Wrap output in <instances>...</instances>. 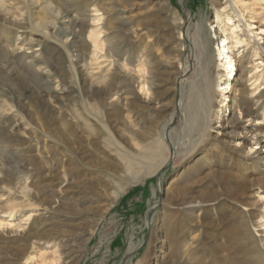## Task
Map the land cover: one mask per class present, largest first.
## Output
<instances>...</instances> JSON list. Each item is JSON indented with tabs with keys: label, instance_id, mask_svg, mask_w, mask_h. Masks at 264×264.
<instances>
[{
	"label": "rangeland",
	"instance_id": "1",
	"mask_svg": "<svg viewBox=\"0 0 264 264\" xmlns=\"http://www.w3.org/2000/svg\"><path fill=\"white\" fill-rule=\"evenodd\" d=\"M0 11L18 18L22 28L0 15V114L7 120L0 129V264L65 262L61 243L52 239L31 240L26 257L10 261L25 243L18 241L49 215L48 206L58 210L57 218L81 224L91 234L74 264H163L175 245L181 246L179 255L195 251L206 262L208 252L221 244L234 249L244 235L250 239L247 258L264 264V97L258 99L264 94V0H0ZM70 13L87 25L85 82L72 36L55 16L68 21ZM172 21L177 26L171 27ZM57 27L62 31L56 32ZM214 31L227 39L229 49L224 50L236 66L230 75L225 71L227 90L221 75L228 52L219 56L221 40L214 39L220 49L207 46ZM29 37H42L48 78L68 90L62 99L45 95L40 102L38 94L30 93L24 100L15 98L17 84H32L35 76L8 50L21 49L22 55ZM207 59L211 68L205 77ZM172 72L184 73L179 85L167 82L176 79ZM131 80L124 92H117L121 82ZM107 84H112L106 98L114 107L110 115L92 96ZM241 96L252 115H245ZM44 110L51 112L47 118ZM48 120L55 125L51 135ZM85 122L97 124L112 140V149L132 159H139L144 144L157 140L156 158L143 161L135 179L129 176V185L127 179L105 182ZM10 131L14 134L7 138ZM79 135L90 156L76 152V145L68 149ZM29 160L45 169L39 178L28 171L32 166H23ZM98 183L104 187L94 208L91 187ZM119 186L124 190L108 207ZM50 190L59 205L34 197ZM92 219L100 220L91 225ZM243 222L241 237H233L234 227ZM131 246L136 248L125 258ZM228 252L210 261L228 260Z\"/></svg>",
	"mask_w": 264,
	"mask_h": 264
},
{
	"label": "bare ground",
	"instance_id": "2",
	"mask_svg": "<svg viewBox=\"0 0 264 264\" xmlns=\"http://www.w3.org/2000/svg\"><path fill=\"white\" fill-rule=\"evenodd\" d=\"M40 10H42V8L38 7V12ZM66 13H67V10L64 11L63 14H66ZM7 14L8 13H3L2 11H0V15L4 18L5 21L9 23V25L17 29H22L20 27L21 22H19V19L15 17H11ZM55 16L60 17L58 22L63 27H65L64 32L67 31L72 36V48L74 49V52H75L74 57H75V61L77 64V69L79 73L83 75V82H85L86 77L84 80V75H86L87 69L90 65L88 62V54H87L88 44H86V42L83 39L85 29L87 28L86 22L83 17L79 15H75V14L71 15V13H70L71 18L68 21L64 20L65 18H63L62 16H59L58 14H55ZM211 23H214V21H212ZM170 25L171 27L177 26V24L174 23L173 21L171 22ZM61 31L62 29H59V27L56 28V32H61ZM35 36L38 37V35H35ZM40 39H42V37L26 38L22 45L25 48L22 55H20L21 49H11V50L9 49L8 50L9 51L8 54L9 56H11V58H16L18 61H20L19 64H21V66L24 65L27 67L29 74L35 76L34 80L33 79L31 80L32 84L28 82L26 83L25 82L26 80L23 81L21 84H17L18 85L17 91L19 93L17 94L15 98H17L18 100H22L25 97V95L28 93L33 94V95L38 94L37 97L40 102H43L42 100H44L45 95H48L54 99L60 100L64 96V93L68 91L66 90L67 89L66 86H64L65 88L59 87L58 82H55L56 78H53V79L48 78V74H49L47 70L48 60L44 57V51L42 52L43 41ZM214 39L216 40V42L221 40V47L218 44L214 43ZM206 41H207V46L212 44L213 46L217 48L220 47L221 49H223L219 51V56L222 57L225 51L228 52V50H224V49H229V46H228L229 43L227 42V39L224 37H219L216 31H214V36L212 37L209 36V38H206ZM34 47H37V48H34ZM228 55H229V52L225 57H223V59H225V62H224L225 70L223 71L221 75V77H225V79L222 78L224 80V83L221 85V86H225L223 88L225 90L228 89V86L226 85V83H228L227 81H229L228 79H230L228 78V76H225V74L227 73L225 71H228L227 75H230L232 74L231 72L233 70H236L234 61L230 59ZM100 62H105V61H100ZM204 68L206 70L205 77H207L209 75V70L211 68L210 60L207 59V63L205 64ZM98 69H101V67H99ZM13 70H14V66L8 71V74H12L11 71ZM158 70H155L154 72L156 73L158 72ZM159 74L161 75L166 74V72L159 70ZM170 74L171 73H168V75ZM55 75L57 74H54V76ZM171 75H174L176 79L169 78L167 79V82L175 84V85H179L180 82L182 81L181 78L182 76H184V73H181V74L174 73L173 74L172 72ZM116 77L123 78V79L125 78L124 75L122 76L120 74H116ZM232 80H235V79H232ZM48 84L49 86L47 87L43 86V85H48ZM132 84H133L132 80L121 82V85H120L121 87L119 88L117 92L118 93L124 92V90L122 89ZM231 90H232V87L231 89H229V93ZM111 92H112V84H107L104 89L100 91H95L92 94L93 98L96 99L97 97L99 99V102L101 101L100 104L103 107H105L104 112L107 111L108 115H110V111L112 110V108H114L112 103H108L106 99L110 95ZM262 97H264V94L260 95L258 99H261ZM118 101L119 100L116 99L115 102L117 103ZM240 106H242L245 115L250 116L253 114L252 109L248 106V101L245 97L241 98ZM44 111L45 112H43L42 114L43 118L46 117L48 112H50L48 110H44ZM110 119L111 118L106 119V120L109 121ZM110 122H117V121L110 120ZM6 123H7L6 114L4 113L0 114V129H4V127L6 126ZM209 123H210V120H209ZM54 126L51 120H48L46 122L45 128L49 135L53 133ZM68 126L70 127V125ZM84 128H86V130H88L89 132V136L91 137L90 142H92V144H94V146L96 147V149L94 148L95 155H93V157L95 156V159H96V169L98 170L104 169L103 178L105 179V182L115 185L117 183L114 182L113 180H117V178H119V180L127 179L125 186L129 185L130 183H133V181H128V178H130L129 176H131V179H135L133 176H135L138 172L137 167L141 166L143 161H147V160L150 161L156 158V152H157L156 150H158L159 148L157 146L158 145L157 140L153 139L149 143L144 144L143 148L140 149V153L138 154L139 159H136V158L132 159L127 156H122L120 153L116 152V150H113L112 140H109L108 138L104 137V134H103L104 132L98 127L97 124L95 125V124H90V122H85ZM166 128L167 126L163 127L162 133H164ZM69 130L70 128H68V131ZM9 134L11 135H8L7 138H11V136L14 133L10 131ZM71 134L72 135L74 134L73 130L71 131ZM83 136L79 135L77 136L76 140L73 139L71 141V144L68 146V149L72 150L74 149L73 146L76 145V150H77L76 152L82 154V156L84 157H87L90 155L88 154L86 155L84 149L88 144L84 145L85 141H83L84 139ZM24 154L27 155L26 153ZM23 166L26 169L32 166V168H29L28 171L29 172L32 171L36 178H39L40 175L45 170L43 167H41V165L36 163V161L34 160H29V162L24 163ZM50 169L51 171L57 170L55 165L51 166ZM117 171H119L121 174L120 175L114 174V172H117ZM33 183L35 184V182ZM102 183H98L97 185L94 184L91 187V192L94 195L93 196L94 198L91 199V202H92L91 204L94 208H96V206H99L98 204L100 203V200L98 197V194H99L98 191L102 187H104ZM113 190L115 192H113V198L111 199V204L107 205L108 207L112 206L116 198L122 193V191L124 190V186L115 187ZM34 197L40 199L42 202H46L49 204L59 205V202H60L59 199L56 197V192H54L53 190L35 192ZM194 203L199 205V204H202L203 202L194 201ZM48 210H49V215L48 216L45 215L46 217L45 216L42 217V222L38 224V227L35 226V228H32V230L29 231L24 238H21V240L18 241V242L20 241L22 242V239H23L25 243L24 244L19 243L20 246H18L16 251L10 256L11 257L10 261H14L15 263L16 262L19 263L20 261H22L27 255L28 246L26 245V243L28 244L31 240L37 241V243L38 241L40 243L41 241L43 242V241H48L51 239L58 240L61 243V248H63L64 250L63 256L65 258V262L63 264H72V263L74 264L75 261L82 255L84 243H86L87 241L88 242L90 241V237H91L90 232L84 230L82 227H78L81 224L78 225L77 223L69 222L66 219L61 220L59 219V217L57 218V216L59 215L58 210H54V208H50V206H48ZM185 214H186L185 215L186 217L187 216L189 217L192 214V212L185 213ZM93 215L96 216L95 213ZM99 220L100 219H97V220L92 219L91 225H96L99 222ZM58 224H62V225H58ZM242 226H245V222L241 223V226L238 224V226L234 227V230L232 232L233 237H236L237 235H238L237 238L241 237L242 229H243ZM249 240L250 239L246 235H244V241L241 242L242 245L238 244L237 246L234 247V249L230 248L227 244L226 245L221 244L220 246H218L217 248H214L213 250L208 252V254H206L207 257H204L208 259V261L206 262L204 260L202 261L203 258L195 257V251L188 252V254L186 255L184 253H181L179 255L178 252L176 251H178L180 245H175V252L173 253V256H171V258L163 264H261L259 261V258H257L256 260L255 258H252V257L247 258L250 256V250L247 245ZM135 248H136L135 246L129 247L126 251L125 258H127L128 255L131 254L135 250ZM228 249H230V252L226 253L227 255L226 258H228V260L223 257L224 260L215 259L214 261L213 260L210 261L211 257H213L214 254H220V251H228ZM194 261L195 263H192Z\"/></svg>",
	"mask_w": 264,
	"mask_h": 264
}]
</instances>
